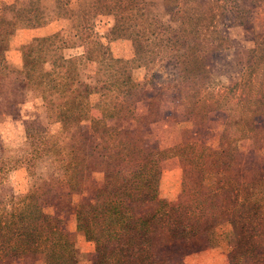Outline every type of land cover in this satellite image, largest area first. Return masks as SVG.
I'll return each mask as SVG.
<instances>
[{
  "label": "rangeland",
  "instance_id": "374dc122",
  "mask_svg": "<svg viewBox=\"0 0 264 264\" xmlns=\"http://www.w3.org/2000/svg\"><path fill=\"white\" fill-rule=\"evenodd\" d=\"M137 1L145 3L144 17L151 24L147 25L143 18L131 21L125 35L116 38L111 34L113 17L96 9L103 0H0V16L16 23L4 59L18 71L6 70V75H0V160L9 161L1 173L0 199L7 202L29 189L44 193V209L64 222V229L71 234L77 249L78 264H93L95 258V244L76 230L72 209L90 200L95 188L106 182V165L102 161L106 159V143L99 134L92 138L96 129L91 127L92 118L115 127L114 119L101 114L105 104L130 106L132 116L122 118L118 125L134 128L137 119L147 114L154 103L153 108H159L158 120L145 122L142 128L144 143L151 149L170 148L185 141L216 148L227 122L235 121L232 126L235 134L240 127L233 104L229 107L225 101L229 100L227 97L248 93L259 96L264 104V67L252 64L249 54L257 37L264 33V0H239V10L223 14L215 0H192L186 7L195 6L208 23L205 30L201 23V34L194 37H183L178 14L168 10V0ZM212 8L216 15L210 12ZM152 32L159 35L153 36ZM50 35L56 39L62 56L74 59L76 73L73 75L67 66L56 67L49 51L41 67L52 72V83L59 88L45 93L36 88L34 82L27 83L21 69L22 46L36 37ZM221 35L226 37L224 41ZM176 40L177 46H173ZM159 43L163 44L158 47ZM195 47L197 53L189 54ZM84 88L90 92L83 101L89 111L82 115L79 125L76 124L77 115L65 117L63 113L58 117L57 113L72 106L78 94L84 95ZM179 88H193L205 103L220 100V107L200 123L194 115L183 110ZM103 93L108 94L106 100ZM257 122L264 124V116L257 118ZM30 126L43 129L41 134L45 139L49 137L50 142L59 146L70 142L76 131L86 140L93 139L96 147L90 160L92 170L85 171L83 184L69 182L62 164L52 156L37 159L32 166L33 174L28 172L23 161L31 150L27 136ZM241 145L233 161L243 166L252 165L249 171L256 167L261 170L260 178L245 183V193L264 195V150L249 142ZM160 166L159 197L169 202H188L189 198L221 190V167L203 168L200 179L191 181L193 170L188 175L183 160L176 155L166 154ZM214 214L208 215L209 224ZM152 231L164 234L162 228L153 227ZM236 244L232 225L223 221L208 239L204 234L195 233L183 242H173L168 258L181 259L183 264H233L231 252ZM6 264L44 262L21 258Z\"/></svg>",
  "mask_w": 264,
  "mask_h": 264
},
{
  "label": "trees",
  "instance_id": "16d2710c",
  "mask_svg": "<svg viewBox=\"0 0 264 264\" xmlns=\"http://www.w3.org/2000/svg\"><path fill=\"white\" fill-rule=\"evenodd\" d=\"M191 1L167 2L168 10H175L178 14L183 37L200 35L201 23H204L201 24L202 27L204 25V30L208 29L207 20L202 13L193 5L186 7ZM215 1L223 10L220 14L239 10V0ZM96 9L113 17L111 34L116 38L125 35L128 27H131V21L143 18L147 25L151 24L144 17L146 8L141 1L103 0ZM210 10L213 15L217 14L214 8ZM15 30L16 23L13 20L0 16V75L3 76L7 74L6 70L18 72L17 68L9 66L4 59ZM154 34L159 35L157 32H152L151 35ZM225 39L221 35V40ZM177 43L178 40L173 41L172 45L177 46ZM161 44L163 43H159L158 47ZM195 44L199 45L198 42ZM59 47L52 35L36 37L31 43L22 46L21 69L27 83L34 82L35 87L43 89L45 93L52 88H59L52 83V72L41 67V62L49 57V51L56 67L67 66L75 75L74 59L64 58ZM193 51L194 54L197 53V47L189 54ZM249 54L253 58L252 64H256L257 68L260 65L264 67V33L257 37L256 45L249 50ZM178 62L180 66V61ZM84 90V95L78 94V99L72 106L58 112L57 116L62 117L63 113L65 117L77 115L76 124L79 125L82 115L89 111L83 101L87 100L90 92L87 88ZM179 92V103L183 110L194 115L200 123L208 118L211 111L220 107V100L214 99L205 103V99L193 88H179ZM102 95L104 100L108 98V94ZM227 98L229 100L225 101H228L229 107L230 104L234 106L236 119L239 118L236 123L240 122V127L235 134L232 127L235 121L231 119L230 124L227 122L216 148L188 141L170 148H148L144 143L142 128L145 122L158 120L159 108L154 109V103L147 114L137 119L134 128L118 125L122 118L132 116L130 106L104 105L101 114L114 119L115 127L103 123L99 118H92L91 127L96 129H93L92 138L94 134H99L106 143V159L102 160L106 165V182L95 188L90 200L74 207L72 211L76 219V230L95 244L93 264H183L181 259L168 258L171 244L176 241L183 242L195 233L204 234L208 239L215 227L223 221L232 225L237 239L235 249L231 252L233 264H264V195L249 196L244 189L247 181L260 178L261 170L256 167L249 171L252 165L246 163L243 166L233 161V156L239 152L242 142H249L259 150H264V124L257 122V118L264 116V104L260 102L259 96L242 92ZM254 100L257 102L254 103ZM62 123L65 124L66 121ZM42 130L30 126L27 131L31 150L23 162L28 172L33 174L32 166L37 159L52 156L62 164L69 182L83 184L87 175L85 171L92 170L90 160L96 147L93 139L86 140L76 131L70 142L59 146L50 142L49 137L45 139L44 134H41ZM169 153L183 160L188 175L193 170L191 181L200 179L203 168H223L219 193L192 197L188 202L177 203L160 198V164ZM7 163L9 161L0 160V181L3 166ZM44 196V193L29 189L22 196L7 202L0 199V264L21 258H33L43 261L44 264H78L75 257L77 249L71 234L64 229L61 218L45 211ZM211 214H214V220L209 224L208 215L211 217ZM153 227L162 228L164 234L153 232Z\"/></svg>",
  "mask_w": 264,
  "mask_h": 264
}]
</instances>
